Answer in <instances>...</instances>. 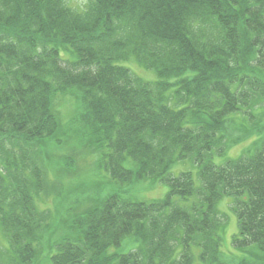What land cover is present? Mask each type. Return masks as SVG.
I'll return each mask as SVG.
<instances>
[{"label":"trees","instance_id":"1","mask_svg":"<svg viewBox=\"0 0 264 264\" xmlns=\"http://www.w3.org/2000/svg\"><path fill=\"white\" fill-rule=\"evenodd\" d=\"M59 94L79 98L84 146L112 180L169 191L148 202L109 194L72 221L75 236L55 242L53 264H193L195 245L208 264H264L263 134L252 154L211 159L225 153L233 115L248 113L253 128L264 108V0H93L83 10L0 0V231L15 264L38 260L36 242L54 233L37 197L52 190L44 157L61 128ZM186 157L198 161L201 185L190 171L172 173ZM225 196L244 250L229 259L217 206ZM129 237L134 248L110 252Z\"/></svg>","mask_w":264,"mask_h":264},{"label":"rangeland","instance_id":"2","mask_svg":"<svg viewBox=\"0 0 264 264\" xmlns=\"http://www.w3.org/2000/svg\"><path fill=\"white\" fill-rule=\"evenodd\" d=\"M67 1L74 7L82 8L88 0ZM128 64L136 74L149 80L157 79L154 72L142 69L132 62ZM55 108L60 115L61 128L56 134L55 143L48 140V154L46 153V158L44 157L48 186L53 191L51 190L48 195L42 194V196L37 197L38 207L42 210L49 209L52 213L51 224L54 233L49 235L45 232L49 241L44 240L40 246L39 242H36L39 248V257L38 260L34 259L32 264H53L51 255L57 252V248L54 246L55 242L60 241L64 236H75L76 233L72 231V221L92 205L99 204L109 194L117 193L124 197L148 202L163 198L169 191V186L165 182H152L146 179L131 184L112 180L104 167L99 165L100 152H96L91 145L84 146L89 139L84 133L83 125L76 119L81 110L79 98L71 94H60L56 98ZM255 114L256 123L253 128V120L248 113L233 115V122L236 125L233 123L232 128H230L229 133L233 134L227 135L225 153L219 154L214 149L211 154V159L216 164H225L229 159L255 152L254 143H258L257 140L260 139L258 131L260 130L264 136V108L256 109ZM64 159L74 164L73 167L68 169L63 165ZM199 169L198 161L193 157H186L175 163L171 171L174 175H179L183 171H190L194 175L196 184L201 185ZM176 201L181 205L189 206L195 201V198L182 199L176 197ZM232 201L231 196H225L217 205L219 212L226 218L224 230L220 232V249L222 256L228 259L232 256L239 257L244 251L233 244V237L238 234L239 229L237 214L232 208ZM135 245L133 238L129 237L121 247H111L110 252H126L134 248ZM253 250L255 251V249ZM0 252L4 254V261L3 258H0V264H15L14 252L1 231ZM192 252L194 254L193 264H208L200 257L202 252L200 246H193Z\"/></svg>","mask_w":264,"mask_h":264},{"label":"bare ground","instance_id":"3","mask_svg":"<svg viewBox=\"0 0 264 264\" xmlns=\"http://www.w3.org/2000/svg\"><path fill=\"white\" fill-rule=\"evenodd\" d=\"M66 1H67V0H66ZM91 1H93V0H88L82 8L74 7V6L70 5V4L68 3V1H67V4L70 5V6L73 7V8L78 9V10H79V9H80V10H83V9H85V8L88 6V4H89Z\"/></svg>","mask_w":264,"mask_h":264}]
</instances>
